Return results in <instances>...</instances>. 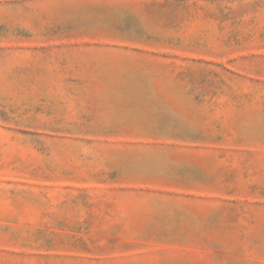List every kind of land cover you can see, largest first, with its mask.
Here are the masks:
<instances>
[{
    "label": "rangeland",
    "instance_id": "rangeland-1",
    "mask_svg": "<svg viewBox=\"0 0 264 264\" xmlns=\"http://www.w3.org/2000/svg\"><path fill=\"white\" fill-rule=\"evenodd\" d=\"M0 264H264V0H0Z\"/></svg>",
    "mask_w": 264,
    "mask_h": 264
}]
</instances>
